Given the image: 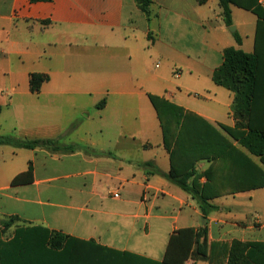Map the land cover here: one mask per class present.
<instances>
[{
  "label": "crops",
  "instance_id": "0c3cea01",
  "mask_svg": "<svg viewBox=\"0 0 264 264\" xmlns=\"http://www.w3.org/2000/svg\"><path fill=\"white\" fill-rule=\"evenodd\" d=\"M148 8L136 0H0V136L73 147L0 145V222L15 217L6 232L40 226L139 257L129 264H166L177 230L206 225L214 264H227L233 241L264 244V187L211 199L215 210L204 219L188 194L142 166L169 170L148 95L214 126L264 173L260 158L219 127L235 126L233 94L212 80L226 48L252 53L256 16L232 5L227 27L218 0H150ZM31 73L48 76L37 94ZM195 121L193 140L213 153L216 136ZM227 155L216 184L257 181L246 161ZM210 164L195 162V175ZM29 165L31 178L12 184ZM173 255V264H209L191 260V250Z\"/></svg>",
  "mask_w": 264,
  "mask_h": 264
},
{
  "label": "trees",
  "instance_id": "16d2710c",
  "mask_svg": "<svg viewBox=\"0 0 264 264\" xmlns=\"http://www.w3.org/2000/svg\"><path fill=\"white\" fill-rule=\"evenodd\" d=\"M206 1L197 0L198 4H204ZM136 2L139 9L148 15L150 0ZM218 4L227 27L232 25V5L256 16L252 53L232 47L226 48L223 51L221 65L212 73V80L233 94L232 115L236 120L235 126L219 127L250 154L259 157L264 165V0H218ZM233 36L235 42L240 44L239 35L233 33ZM47 80L46 74H29V91L37 94L42 83ZM148 98L159 122L162 144L169 154V170L166 173L161 172L151 162H145L142 166L151 167L152 171L188 194L196 201L204 219L215 210V206L210 203L211 199L244 189L264 187L262 170L214 126L167 100L152 95H148ZM195 120L200 124L199 130L210 131L216 136L217 147L213 153H204V148L200 144L201 139L193 140ZM0 145L23 149L45 147L62 152L73 150L71 146H61L56 140H28L14 136H0ZM228 151L240 156L243 162H247L250 166L251 180L257 181L247 186L233 188L216 184L221 176L218 172L219 167L228 157ZM201 159H211V164L202 174L195 175L194 164ZM31 174L32 168L29 165L27 171L17 176L12 184L23 177L31 178ZM201 177L205 178L203 183L198 181ZM15 220V217H10L0 222V264H129L130 260L139 258L127 252L111 250L92 241H81L40 226H16L8 237H4ZM175 234L169 240L166 264H173L171 260L175 258L173 255L175 248L191 250V260L199 259L214 264L210 253L213 243L208 245L206 225L198 230L180 229ZM227 264H264V244L233 241L229 248Z\"/></svg>",
  "mask_w": 264,
  "mask_h": 264
},
{
  "label": "rangeland",
  "instance_id": "374dc122",
  "mask_svg": "<svg viewBox=\"0 0 264 264\" xmlns=\"http://www.w3.org/2000/svg\"><path fill=\"white\" fill-rule=\"evenodd\" d=\"M10 235V232H5L4 237H8Z\"/></svg>",
  "mask_w": 264,
  "mask_h": 264
},
{
  "label": "water",
  "instance_id": "95a60500",
  "mask_svg": "<svg viewBox=\"0 0 264 264\" xmlns=\"http://www.w3.org/2000/svg\"><path fill=\"white\" fill-rule=\"evenodd\" d=\"M234 28L233 27H230L229 30H233Z\"/></svg>",
  "mask_w": 264,
  "mask_h": 264
}]
</instances>
